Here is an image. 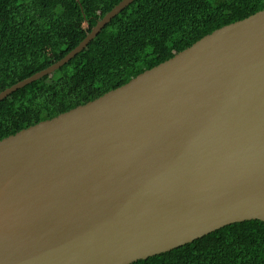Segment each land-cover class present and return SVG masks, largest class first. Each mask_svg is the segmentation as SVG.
I'll return each instance as SVG.
<instances>
[{"label": "water", "instance_id": "95a60500", "mask_svg": "<svg viewBox=\"0 0 264 264\" xmlns=\"http://www.w3.org/2000/svg\"><path fill=\"white\" fill-rule=\"evenodd\" d=\"M249 219L264 220V8L0 139V264H129Z\"/></svg>", "mask_w": 264, "mask_h": 264}, {"label": "trees", "instance_id": "16d2710c", "mask_svg": "<svg viewBox=\"0 0 264 264\" xmlns=\"http://www.w3.org/2000/svg\"><path fill=\"white\" fill-rule=\"evenodd\" d=\"M120 1L0 0V91L64 57ZM263 8L264 0H133L68 62L0 100V139L85 104ZM129 264H264V220L233 222Z\"/></svg>", "mask_w": 264, "mask_h": 264}, {"label": "rangeland", "instance_id": "374dc122", "mask_svg": "<svg viewBox=\"0 0 264 264\" xmlns=\"http://www.w3.org/2000/svg\"><path fill=\"white\" fill-rule=\"evenodd\" d=\"M89 27V26H88Z\"/></svg>", "mask_w": 264, "mask_h": 264}]
</instances>
